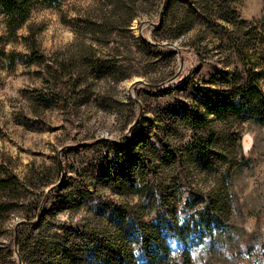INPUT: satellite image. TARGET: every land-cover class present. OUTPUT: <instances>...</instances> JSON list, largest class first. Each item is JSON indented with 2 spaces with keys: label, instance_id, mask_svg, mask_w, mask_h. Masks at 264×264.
<instances>
[{
  "label": "rangeland",
  "instance_id": "obj_1",
  "mask_svg": "<svg viewBox=\"0 0 264 264\" xmlns=\"http://www.w3.org/2000/svg\"><path fill=\"white\" fill-rule=\"evenodd\" d=\"M163 3L0 7V264H264V0Z\"/></svg>",
  "mask_w": 264,
  "mask_h": 264
},
{
  "label": "trees",
  "instance_id": "obj_2",
  "mask_svg": "<svg viewBox=\"0 0 264 264\" xmlns=\"http://www.w3.org/2000/svg\"><path fill=\"white\" fill-rule=\"evenodd\" d=\"M56 1L43 0L48 4ZM31 3L32 0H0V7L6 15V23L10 28H17L26 21ZM252 91L254 92V90Z\"/></svg>",
  "mask_w": 264,
  "mask_h": 264
},
{
  "label": "water",
  "instance_id": "obj_3",
  "mask_svg": "<svg viewBox=\"0 0 264 264\" xmlns=\"http://www.w3.org/2000/svg\"><path fill=\"white\" fill-rule=\"evenodd\" d=\"M166 1H167V0H164L163 8H164L165 5H166ZM162 15H163V11L160 12L159 19H161ZM148 85H149V86H154V85H151V84H148ZM155 87H157V85H155Z\"/></svg>",
  "mask_w": 264,
  "mask_h": 264
}]
</instances>
